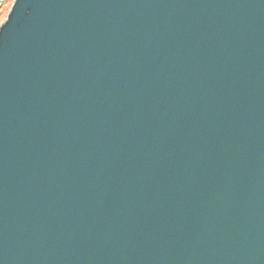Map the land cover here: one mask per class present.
<instances>
[{"label": "water", "instance_id": "water-1", "mask_svg": "<svg viewBox=\"0 0 264 264\" xmlns=\"http://www.w3.org/2000/svg\"><path fill=\"white\" fill-rule=\"evenodd\" d=\"M0 264H264V0H12Z\"/></svg>", "mask_w": 264, "mask_h": 264}, {"label": "rangeland", "instance_id": "rangeland-1", "mask_svg": "<svg viewBox=\"0 0 264 264\" xmlns=\"http://www.w3.org/2000/svg\"><path fill=\"white\" fill-rule=\"evenodd\" d=\"M12 0H2L0 1V21L3 17V15L5 14L8 6L10 5Z\"/></svg>", "mask_w": 264, "mask_h": 264}, {"label": "snow or ice", "instance_id": "snow-or-ice-1", "mask_svg": "<svg viewBox=\"0 0 264 264\" xmlns=\"http://www.w3.org/2000/svg\"><path fill=\"white\" fill-rule=\"evenodd\" d=\"M8 21H5V25L7 24Z\"/></svg>", "mask_w": 264, "mask_h": 264}]
</instances>
